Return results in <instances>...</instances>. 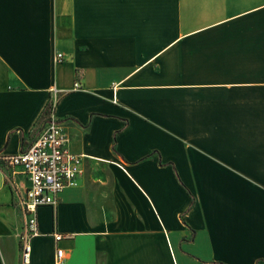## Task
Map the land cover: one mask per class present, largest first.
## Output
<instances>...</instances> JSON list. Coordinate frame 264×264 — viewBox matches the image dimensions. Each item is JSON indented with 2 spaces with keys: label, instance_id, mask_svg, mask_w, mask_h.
I'll return each instance as SVG.
<instances>
[{
  "label": "crops",
  "instance_id": "crops-1",
  "mask_svg": "<svg viewBox=\"0 0 264 264\" xmlns=\"http://www.w3.org/2000/svg\"><path fill=\"white\" fill-rule=\"evenodd\" d=\"M54 97L81 172L24 263L0 160V264H264V0H0V154Z\"/></svg>",
  "mask_w": 264,
  "mask_h": 264
},
{
  "label": "built area",
  "instance_id": "built-area-1",
  "mask_svg": "<svg viewBox=\"0 0 264 264\" xmlns=\"http://www.w3.org/2000/svg\"><path fill=\"white\" fill-rule=\"evenodd\" d=\"M56 60L62 61L63 55L57 53ZM74 88H79L78 83H74ZM49 102L50 111L29 146L15 154H0L1 161L9 167L19 168L29 182L19 202L25 217L24 226L19 234L24 263L29 259L30 240L40 235L38 208L41 206L55 208L62 190L76 185L81 172L82 155L68 149V137L59 119L54 115L56 98ZM61 238V234H54L55 240ZM63 257V249L57 248L56 263H60Z\"/></svg>",
  "mask_w": 264,
  "mask_h": 264
},
{
  "label": "trees",
  "instance_id": "trees-1",
  "mask_svg": "<svg viewBox=\"0 0 264 264\" xmlns=\"http://www.w3.org/2000/svg\"><path fill=\"white\" fill-rule=\"evenodd\" d=\"M49 103H50V102L48 101L47 104L45 105V107L43 108L41 114H40V117H39V119H38V120H41L40 123L43 122V121L46 119V116L48 115V113H49V111H50V104H49ZM149 155H150V156H152V155H156L157 158H158V162H159V164L170 166V167L173 169V172H174L175 176H176L177 178H179L178 175H177V172H176V169H175L174 165H173L171 162H165V163L162 162L161 159H160V156H159V154H158L157 151H152ZM181 184H182V183H181ZM189 194H190V193H189ZM190 197H191V200H190L189 207H191L192 204H193V202H194V199H193V197H192L191 194H190ZM219 263H220V264H225V263H222V262H219Z\"/></svg>",
  "mask_w": 264,
  "mask_h": 264
},
{
  "label": "rangeland",
  "instance_id": "rangeland-1",
  "mask_svg": "<svg viewBox=\"0 0 264 264\" xmlns=\"http://www.w3.org/2000/svg\"><path fill=\"white\" fill-rule=\"evenodd\" d=\"M58 205V204H57Z\"/></svg>",
  "mask_w": 264,
  "mask_h": 264
}]
</instances>
